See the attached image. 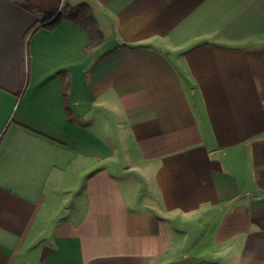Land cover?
Instances as JSON below:
<instances>
[{
    "label": "crops",
    "instance_id": "crops-1",
    "mask_svg": "<svg viewBox=\"0 0 264 264\" xmlns=\"http://www.w3.org/2000/svg\"><path fill=\"white\" fill-rule=\"evenodd\" d=\"M0 264H264V0H0Z\"/></svg>",
    "mask_w": 264,
    "mask_h": 264
},
{
    "label": "trees",
    "instance_id": "trees-1",
    "mask_svg": "<svg viewBox=\"0 0 264 264\" xmlns=\"http://www.w3.org/2000/svg\"><path fill=\"white\" fill-rule=\"evenodd\" d=\"M72 21L80 24L85 28L90 37V44L87 49H92L102 41V33L98 29L96 22L87 5H80L77 7H70L65 5L61 10H56L49 14L44 24L49 28L57 27L63 21ZM64 78V74H62ZM66 97V93H65Z\"/></svg>",
    "mask_w": 264,
    "mask_h": 264
}]
</instances>
